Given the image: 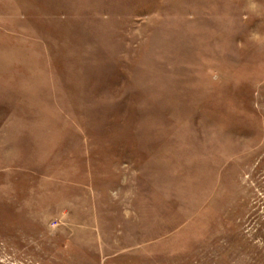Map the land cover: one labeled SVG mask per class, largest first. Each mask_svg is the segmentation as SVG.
I'll list each match as a JSON object with an SVG mask.
<instances>
[{
    "label": "rangeland",
    "instance_id": "rangeland-1",
    "mask_svg": "<svg viewBox=\"0 0 264 264\" xmlns=\"http://www.w3.org/2000/svg\"><path fill=\"white\" fill-rule=\"evenodd\" d=\"M0 264H264V0H0Z\"/></svg>",
    "mask_w": 264,
    "mask_h": 264
}]
</instances>
